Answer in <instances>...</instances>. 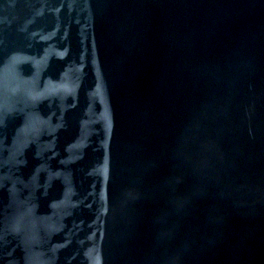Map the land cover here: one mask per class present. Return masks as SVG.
Returning a JSON list of instances; mask_svg holds the SVG:
<instances>
[{"label":"water","instance_id":"obj_1","mask_svg":"<svg viewBox=\"0 0 264 264\" xmlns=\"http://www.w3.org/2000/svg\"><path fill=\"white\" fill-rule=\"evenodd\" d=\"M227 0H0V264H124Z\"/></svg>","mask_w":264,"mask_h":264}]
</instances>
